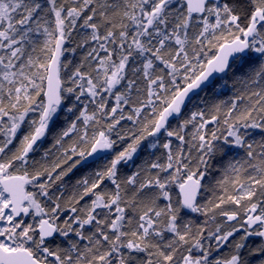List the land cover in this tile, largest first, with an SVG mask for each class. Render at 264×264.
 <instances>
[{
	"label": "snow or ice",
	"instance_id": "1",
	"mask_svg": "<svg viewBox=\"0 0 264 264\" xmlns=\"http://www.w3.org/2000/svg\"><path fill=\"white\" fill-rule=\"evenodd\" d=\"M0 264H264V0H0Z\"/></svg>",
	"mask_w": 264,
	"mask_h": 264
},
{
	"label": "trees",
	"instance_id": "2",
	"mask_svg": "<svg viewBox=\"0 0 264 264\" xmlns=\"http://www.w3.org/2000/svg\"><path fill=\"white\" fill-rule=\"evenodd\" d=\"M65 58L72 60L73 63H78V62L81 60V58H82V54H81V51H80V50H77V52H76L75 55H73L72 53H66V54H65ZM62 59H64V58H62ZM69 68H71V65H69ZM222 99H227V97H226V96H225V97H222ZM209 127H211V126H209ZM253 136H254L257 140H259V139L261 138V136H260L258 130L255 131V132H253ZM250 139H251V137H250ZM49 143H50V142H49ZM116 150H118V148H117ZM30 155H31V154H30ZM138 155H141V154L138 153ZM38 158H39V157L37 156V159H38ZM134 159H135V158H134ZM140 162H142V161H137L138 164H139ZM134 170H135V169H133V168H129L128 166H122V171H123L124 173H130V172H132V171H134ZM85 171H86V170L83 169V168H80V169L75 170L72 174H70V176L65 177V182L68 183L69 186H71V184H73V183L75 182L76 179H78L81 175H83ZM214 175L218 177L219 174L216 173V174H214ZM207 179H209V178L206 177V180H207ZM106 183H107V181H106ZM30 188H31V185L28 186V190H30ZM55 190H56L55 188L52 189V191H55ZM35 191H36V190H35ZM178 191H179L178 188H175V187L172 188V195H173L174 198H176V197L178 196ZM205 195L210 196L211 193H205ZM202 199H203V197H199V200L202 201ZM192 215L195 216V214H192ZM238 235H239V234H238ZM252 242L255 243V241H252Z\"/></svg>",
	"mask_w": 264,
	"mask_h": 264
},
{
	"label": "rangeland",
	"instance_id": "3",
	"mask_svg": "<svg viewBox=\"0 0 264 264\" xmlns=\"http://www.w3.org/2000/svg\"><path fill=\"white\" fill-rule=\"evenodd\" d=\"M36 189L31 186L29 191H35Z\"/></svg>",
	"mask_w": 264,
	"mask_h": 264
},
{
	"label": "water",
	"instance_id": "4",
	"mask_svg": "<svg viewBox=\"0 0 264 264\" xmlns=\"http://www.w3.org/2000/svg\"><path fill=\"white\" fill-rule=\"evenodd\" d=\"M179 192V191H178ZM198 200H199V197H198Z\"/></svg>",
	"mask_w": 264,
	"mask_h": 264
}]
</instances>
